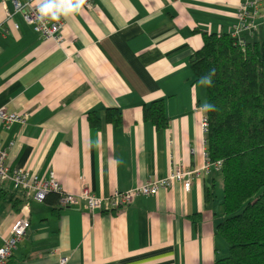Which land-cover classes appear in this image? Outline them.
Here are the masks:
<instances>
[{
    "label": "crops",
    "instance_id": "1",
    "mask_svg": "<svg viewBox=\"0 0 264 264\" xmlns=\"http://www.w3.org/2000/svg\"><path fill=\"white\" fill-rule=\"evenodd\" d=\"M21 2L36 0H18ZM65 17L61 43L36 31L21 12L6 19L15 0H0V107L25 113L5 125L0 140L11 167L48 177L54 172L77 202L59 194L31 201L30 225L11 258L19 264H215L229 245L218 232L224 181L209 160L202 121L207 84L190 57L202 30L231 32L242 0H92ZM13 21L19 26L14 27ZM245 41H264V0ZM163 99L166 126L145 120L143 109ZM117 107L122 121L108 120ZM91 110L100 125L88 119ZM210 162V163H208ZM193 169L182 181L139 194L121 207L91 210L79 195L129 189L176 166ZM2 234L10 232L25 196L0 184Z\"/></svg>",
    "mask_w": 264,
    "mask_h": 264
},
{
    "label": "trees",
    "instance_id": "2",
    "mask_svg": "<svg viewBox=\"0 0 264 264\" xmlns=\"http://www.w3.org/2000/svg\"><path fill=\"white\" fill-rule=\"evenodd\" d=\"M202 34L204 43L190 63L198 77L211 78L205 140L209 160H222L225 195L217 228L229 245L215 264H264V41L241 43L231 32ZM143 115L157 127L168 124L163 99L146 104ZM107 117L122 121L117 107H109ZM88 119L100 125L97 111ZM7 264L19 263L10 256Z\"/></svg>",
    "mask_w": 264,
    "mask_h": 264
},
{
    "label": "built area",
    "instance_id": "3",
    "mask_svg": "<svg viewBox=\"0 0 264 264\" xmlns=\"http://www.w3.org/2000/svg\"><path fill=\"white\" fill-rule=\"evenodd\" d=\"M262 0H242L237 11V21L232 27L231 33L238 38L241 43L245 40L241 38L243 31L253 32L258 27L256 21L260 14V5ZM92 0H87L84 6H91ZM21 12L26 21L33 25L34 29L46 37H53L58 43H61L63 35V19L52 20L49 17H42L38 11L37 3L31 1L21 2L15 0L14 10L7 9L6 19L13 20V14ZM15 28L19 26L13 21ZM25 113L10 111L6 106L0 107V121L6 126L17 119H22ZM203 129L208 128V118L205 116L202 121ZM210 161V160H208ZM218 169L222 168V160L211 161ZM210 163V162H208ZM193 169L182 166H176L169 174L150 178L136 185L135 187L121 190L115 189L108 196H99L95 194L88 185H83L79 195L86 199L87 206L93 210L96 208L113 209L131 203L139 194L156 193L162 187H167L175 181H182L186 188L191 186V173ZM10 182L15 189L24 193L25 201L20 209L19 215L12 223L10 232L2 234V244L0 245V264H7L9 257L16 249L18 242L26 235L30 225L31 201L43 200L50 192L59 194L60 203L64 206L77 202L76 193L66 191L54 172L48 177H42L37 172L25 167H11L7 161V149L2 146L0 140V184ZM67 257L62 256L59 264H66Z\"/></svg>",
    "mask_w": 264,
    "mask_h": 264
},
{
    "label": "clouds",
    "instance_id": "4",
    "mask_svg": "<svg viewBox=\"0 0 264 264\" xmlns=\"http://www.w3.org/2000/svg\"><path fill=\"white\" fill-rule=\"evenodd\" d=\"M36 3L42 17L58 20L61 15L67 17L81 11L87 0H36ZM201 82L211 84L210 76L203 78ZM206 107L211 108L212 106L207 105Z\"/></svg>",
    "mask_w": 264,
    "mask_h": 264
},
{
    "label": "rangeland",
    "instance_id": "5",
    "mask_svg": "<svg viewBox=\"0 0 264 264\" xmlns=\"http://www.w3.org/2000/svg\"><path fill=\"white\" fill-rule=\"evenodd\" d=\"M16 194H18V192H16L13 189H10L7 191V196L3 197L0 190V206L1 207L9 206L11 204L12 197Z\"/></svg>",
    "mask_w": 264,
    "mask_h": 264
}]
</instances>
